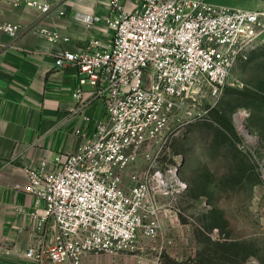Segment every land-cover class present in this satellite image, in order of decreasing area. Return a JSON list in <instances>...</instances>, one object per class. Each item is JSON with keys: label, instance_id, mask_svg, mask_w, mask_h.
<instances>
[{"label": "built area", "instance_id": "obj_1", "mask_svg": "<svg viewBox=\"0 0 264 264\" xmlns=\"http://www.w3.org/2000/svg\"><path fill=\"white\" fill-rule=\"evenodd\" d=\"M0 1L51 9L40 0ZM109 3L111 44L64 50L55 62L57 68L77 69L80 87L74 97L81 100L93 91L103 101L105 118L57 168L47 169L43 161L42 168L25 169L27 190L44 202L43 214L35 211L34 217H41L40 227L50 221L54 231L51 242L26 250L38 264H82L94 255L134 253L140 236L158 234L160 197L170 192L169 181L162 169L136 167L168 135L187 101L206 88L215 95L225 88L237 59L264 34L259 10L208 0H140L126 12L123 0ZM0 29L16 36L20 26L0 22ZM42 33L61 40L48 28Z\"/></svg>", "mask_w": 264, "mask_h": 264}, {"label": "rangeland", "instance_id": "obj_2", "mask_svg": "<svg viewBox=\"0 0 264 264\" xmlns=\"http://www.w3.org/2000/svg\"><path fill=\"white\" fill-rule=\"evenodd\" d=\"M136 168L164 170L170 192L160 197L158 234L140 236L122 261L264 264V34L222 91L184 104Z\"/></svg>", "mask_w": 264, "mask_h": 264}, {"label": "crops", "instance_id": "obj_3", "mask_svg": "<svg viewBox=\"0 0 264 264\" xmlns=\"http://www.w3.org/2000/svg\"><path fill=\"white\" fill-rule=\"evenodd\" d=\"M40 1L51 5L49 12L0 1V22L20 26L16 36L0 29V264H38L26 257V250L54 237L50 221L40 227L41 217H34L35 211L43 214L44 202L27 190L25 169L42 168L43 161L47 169L57 168L60 159L92 137L106 116L103 101L93 91L81 100L74 97L80 87L77 69L57 68L55 62L64 50L79 53L93 42L111 44L109 0ZM208 1L264 11V0ZM139 2L123 0L124 10L133 11ZM88 16L98 20L88 23ZM43 28L61 40H48ZM124 255H94L82 264H126Z\"/></svg>", "mask_w": 264, "mask_h": 264}, {"label": "bare ground", "instance_id": "obj_4", "mask_svg": "<svg viewBox=\"0 0 264 264\" xmlns=\"http://www.w3.org/2000/svg\"><path fill=\"white\" fill-rule=\"evenodd\" d=\"M241 116V115H240ZM238 119H240V118H238Z\"/></svg>", "mask_w": 264, "mask_h": 264}]
</instances>
